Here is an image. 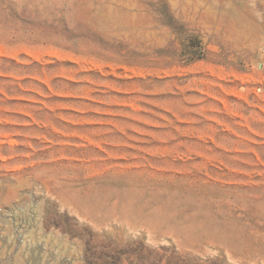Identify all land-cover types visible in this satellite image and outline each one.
Returning a JSON list of instances; mask_svg holds the SVG:
<instances>
[{"label":"rangeland","instance_id":"rangeland-1","mask_svg":"<svg viewBox=\"0 0 264 264\" xmlns=\"http://www.w3.org/2000/svg\"><path fill=\"white\" fill-rule=\"evenodd\" d=\"M0 264H264V0H0Z\"/></svg>","mask_w":264,"mask_h":264}]
</instances>
